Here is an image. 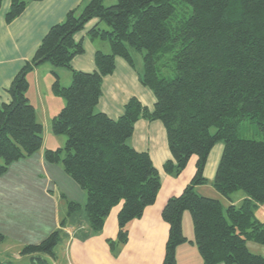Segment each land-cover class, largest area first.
<instances>
[{
    "label": "trees",
    "instance_id": "1",
    "mask_svg": "<svg viewBox=\"0 0 264 264\" xmlns=\"http://www.w3.org/2000/svg\"><path fill=\"white\" fill-rule=\"evenodd\" d=\"M7 1L8 25L30 2L43 0ZM103 2L90 0L80 12L69 11L13 78L7 90L11 101L0 104V174L42 146V127L25 97L26 75L48 62L69 70L71 82L61 87L53 73L51 91L65 106L51 120V132L65 136L66 142L63 149L46 150L44 160L60 162L85 193L90 237L101 235L109 213L122 203L117 238L107 243L125 245L128 225L154 204L161 187L159 173L149 155L135 151L129 140L139 119L160 121L170 154L164 172L176 178L192 156L197 158L190 183L181 195L169 198L161 212L169 226L162 264H175L176 249L187 242L182 231L185 213L203 264H264L263 256L247 248V243L264 246V224L254 219L255 209L264 205V0H116L109 7ZM92 20L97 23L87 35L107 40L111 52L97 51L95 70L79 72L71 63L84 49L74 36ZM130 50L143 52L139 79L155 102L150 111L131 98L123 114L112 120L95 109L115 59L133 67ZM245 123L256 127L258 140L240 136ZM219 142L223 150L211 184L228 200L236 191L245 198L225 209L219 200L195 190L208 183L203 175L207 157ZM80 210L78 203L68 202L66 217ZM3 239L0 234V242ZM59 239L54 231L38 244L25 246L21 255L54 258Z\"/></svg>",
    "mask_w": 264,
    "mask_h": 264
},
{
    "label": "crops",
    "instance_id": "2",
    "mask_svg": "<svg viewBox=\"0 0 264 264\" xmlns=\"http://www.w3.org/2000/svg\"><path fill=\"white\" fill-rule=\"evenodd\" d=\"M89 1L43 0L40 2H30L23 14L8 25L4 21V15L9 8V2L7 0L3 1L0 10V104H7L11 101L7 90L13 78L33 58L36 49L48 30L53 25L62 22L69 11L76 10L80 12ZM96 23L97 20L90 21L81 32L74 36L75 41L82 42L84 49L83 55L77 56L72 60V68L76 71L93 72L95 70L94 54L97 51L105 54L108 53L101 47V44L104 43L97 42L100 39L92 40L87 35ZM88 39L91 42H97L91 53V43L87 41ZM86 51L87 53L84 55ZM36 67L26 75L29 86L27 93L32 83L36 95V99L33 98V101L36 104L33 106L31 103V105L34 107L37 122L40 125H44L37 119V113L40 112L41 108L43 119H46V116L50 117L52 115V112L49 110L50 104L45 100L50 98L51 95L48 92L50 91L48 86H46V83L44 85L39 70ZM127 70L123 63L119 62L118 58H116L114 72L103 78L102 93L97 110L112 120L118 119L123 114V106L127 103H125V100L123 101L122 96L118 94L114 95L115 92L126 93L128 91L127 87L130 75ZM107 93L111 94V101L109 103L102 101L104 95ZM27 99L30 103L31 96L27 95ZM44 121L46 122V120ZM163 137H166L164 127H134L133 134L129 140L130 146L135 151L145 152L149 155L154 168L159 173L161 187L154 204L144 210L143 216L140 219L128 225L127 243L123 246L113 244L112 247L107 243V240L115 241L117 238V216L122 203L111 210L99 236H89L88 221L77 225L75 221L71 220L77 212L70 217L62 218L60 221L58 219L59 225L56 231H61L66 238V256L62 264H162L169 226L162 220L161 212L167 200L181 195L184 188L190 183L195 174L197 162V158L192 156L178 177L173 178L166 174L163 170V164L170 159V154L167 139L163 143ZM218 152L221 153V149L216 152V156L211 163L208 164L207 160L205 165L203 175L208 183L197 186L195 190L201 196L219 200L222 205H225L223 207L231 204L239 206L245 199L244 195L236 198L230 196V200H228L214 189L211 184L220 160ZM81 192L84 198L83 202H78V204L82 207L86 202V195L82 190ZM65 201L77 203L72 198ZM62 221H64L62 224L64 226L60 229L59 226H61ZM182 231L187 242L176 249L175 264H203L194 244L193 227L190 216L187 213L183 215ZM247 248L250 253L264 257V246L247 243Z\"/></svg>",
    "mask_w": 264,
    "mask_h": 264
},
{
    "label": "rangeland",
    "instance_id": "3",
    "mask_svg": "<svg viewBox=\"0 0 264 264\" xmlns=\"http://www.w3.org/2000/svg\"><path fill=\"white\" fill-rule=\"evenodd\" d=\"M115 3L116 0H104L103 5L109 7ZM101 28L108 30L105 24H101ZM87 41L91 43L90 53L98 42L104 43L101 44L102 49L108 52L107 54H110V46L107 40L103 42L97 40L96 43L91 42L89 39ZM86 53L87 51L84 55ZM130 53L133 67H130L124 59L117 57L118 61L123 63L126 70L128 69L127 71L130 75L127 87L128 91L126 93L115 92L114 95L118 94L122 96L125 103L131 98H136L143 106L152 111L154 104L153 93L149 88L143 86L139 79L143 73V52L130 50ZM36 69L39 70L44 85L46 83V86L50 90L48 92L51 96L45 100L50 104L49 110L52 112V115L50 117L46 116V119H43L41 108L40 112L37 113V119L44 124H41L42 146L40 150L27 158L9 165L6 172L0 174V234L4 237L3 241L0 242V264H62L66 256V238L61 231H58L60 239L53 250L54 258L47 255H37L35 256L36 259H32L33 256H22L21 251L25 246L38 244L50 233L56 231L59 225L58 219L60 221L66 217L67 203L69 202L65 201L66 199L70 200L72 198L77 203H81L84 198L80 188L64 172L60 162L48 164L43 158L46 150L54 151L59 148L63 149L65 146L66 137L62 135L55 136L51 132V120L65 106L64 99L54 95L51 91V86L54 82L53 73L57 75L61 87L70 85L71 73L65 68H53L48 62L41 63ZM27 95L31 96L30 104L32 103L34 106L36 102L33 101V98L36 99V95L32 83L28 93H25L26 98ZM102 101L109 103L111 101V94H105ZM95 111L98 112L97 108ZM156 126L164 127L160 121L148 122L144 119H139L134 125V127ZM240 136L254 140L259 139L256 127L248 123L243 125L240 130ZM162 139L164 143L166 137ZM217 149H221L222 153L223 145L221 142L215 144L210 151L207 157L208 164L216 156ZM221 153L218 152L219 158ZM61 158H63V155H61ZM1 164L2 160L0 159ZM242 195L241 191H236L231 194V197L236 198ZM223 206L225 205L223 204ZM223 208L225 209L226 207ZM254 219L264 224V205L258 206L255 209ZM71 220L75 221L77 225H81L87 221L83 206ZM63 226L61 225L59 228L62 229Z\"/></svg>",
    "mask_w": 264,
    "mask_h": 264
},
{
    "label": "built area",
    "instance_id": "4",
    "mask_svg": "<svg viewBox=\"0 0 264 264\" xmlns=\"http://www.w3.org/2000/svg\"><path fill=\"white\" fill-rule=\"evenodd\" d=\"M68 264H70V263H68Z\"/></svg>",
    "mask_w": 264,
    "mask_h": 264
}]
</instances>
